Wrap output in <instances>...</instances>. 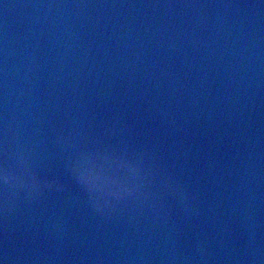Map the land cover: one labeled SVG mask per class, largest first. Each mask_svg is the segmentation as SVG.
I'll return each mask as SVG.
<instances>
[{
	"label": "water",
	"instance_id": "obj_1",
	"mask_svg": "<svg viewBox=\"0 0 264 264\" xmlns=\"http://www.w3.org/2000/svg\"><path fill=\"white\" fill-rule=\"evenodd\" d=\"M0 264H264V0H0Z\"/></svg>",
	"mask_w": 264,
	"mask_h": 264
}]
</instances>
